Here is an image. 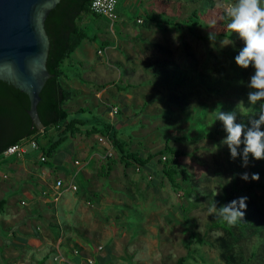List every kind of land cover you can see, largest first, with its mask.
I'll return each instance as SVG.
<instances>
[{"label":"rangeland","instance_id":"obj_1","mask_svg":"<svg viewBox=\"0 0 264 264\" xmlns=\"http://www.w3.org/2000/svg\"><path fill=\"white\" fill-rule=\"evenodd\" d=\"M124 2L119 0L120 16L114 23L90 15L79 21L94 38L82 41L76 55L87 60L82 57L86 55L85 47L93 46V61L99 65L95 64L94 73L85 75L92 81L85 85L94 93H73L65 107L70 113L82 107L85 111L78 116H97L113 124L130 151L146 155L168 139L170 145L182 151L171 165L180 187L173 188L161 175L157 161L141 169L123 167L118 162L117 148L98 133L82 132L75 134V139L68 137L71 143L80 141L90 151L101 154L89 167L88 205L90 209L99 208V224L85 222L89 235L96 236L103 250L110 251L112 258L107 264H264V190L260 187L233 198L248 197L244 227L232 226L230 232L207 227L209 205L215 200L218 209L224 190L233 183L238 187L247 183L239 173H250L251 167L253 173H259L256 182L264 183V160L249 156V166L241 167L243 145L233 159L228 147L221 143L227 136L223 122L215 120L218 111L234 112L236 122L245 124L247 130L259 118L264 103H249L248 93L254 90L248 83L254 69H241L235 64L243 41L235 33L228 35V16L221 20V12L226 15L225 9L236 0H143L136 3L141 7H136L135 15L125 9ZM194 8L200 12L201 21L191 30L157 25L146 19V12H154L183 20ZM137 15L141 22L136 24ZM209 21L213 23L209 25ZM119 23L133 27L119 29ZM209 32L215 35L214 40L208 39ZM218 32L225 34L217 35ZM225 40L229 43L224 44ZM107 41L113 47L108 63L106 55L100 61L97 52ZM69 59L74 58H67L63 65ZM77 69L86 71L71 67V72ZM128 83L133 86L127 87ZM113 106L118 107L114 115ZM41 134L40 142L45 144L57 131L49 127ZM184 134L193 139H175ZM63 147L47 158L48 165L59 169L52 178L61 174L68 179L75 173L76 181L84 184L74 165L75 159L83 158L76 144ZM107 148L112 153L108 158ZM105 159L115 160L113 171L108 176L97 175ZM19 182L16 184L22 186ZM77 189L75 193L79 192ZM92 191L98 195H91ZM216 191L219 194L215 196ZM17 194L21 195L20 191Z\"/></svg>","mask_w":264,"mask_h":264},{"label":"crops","instance_id":"obj_2","mask_svg":"<svg viewBox=\"0 0 264 264\" xmlns=\"http://www.w3.org/2000/svg\"><path fill=\"white\" fill-rule=\"evenodd\" d=\"M141 2L143 3V0H125L123 6L128 9L131 15H135L136 7H141L136 3ZM141 12H145V10H141ZM138 22H141V18L137 15L135 23ZM126 26L133 27L127 24H118L119 29ZM106 43L107 45L102 49L99 48L102 52L98 56L101 57V61L105 54L104 59L108 63L109 55L113 56V47L111 42L107 41ZM77 47L70 54V58L76 59L75 63L69 59L70 61L64 65L65 73L70 76H61V84L72 94H93L91 87L85 85L86 82L92 83L85 75L90 72L94 73L96 71L95 64H98L93 61V46L85 47L86 55L82 57H86L87 60L76 55ZM71 67L90 68L85 69L84 72L77 69L74 73H80L82 77L78 79L71 72ZM112 84H116L115 81H112ZM95 97H97L96 93ZM76 111L69 112L70 118L86 119L78 116ZM85 127H81L82 130ZM68 137L71 136H67L53 150L51 156H55L63 146L76 144L75 148L83 158L74 165L78 169L77 172L81 174L84 184L76 181L75 173L70 174L68 179L61 174H56L52 178L55 171L59 169H57V165H48V157L41 161L38 157L40 150L29 151L20 156L11 155L0 158V199L4 200V205L0 209V260L2 261L0 264H87L85 261L87 258L93 259L92 264H107L109 262L107 254L101 253L104 251L103 245L96 236L89 235L85 226V222L91 220L99 224L98 215H96L99 208L90 209L87 197L90 192L88 186L89 167L101 154L97 150L90 151V148L85 147L84 143H80V141L71 143ZM75 138L71 137V139ZM105 162L100 164L99 169ZM111 171L113 168L108 174ZM97 175L99 174L97 173ZM58 179L61 180V185L56 188L55 182ZM17 181H21L19 183H23L22 186L21 184L17 185ZM70 182L80 188H76L79 192L75 193L76 190L69 188ZM17 191H20L21 195L17 194ZM91 195L97 196L98 192L92 191ZM56 196L57 198H55ZM98 246L101 248L99 249ZM74 250H77V253H74Z\"/></svg>","mask_w":264,"mask_h":264},{"label":"trees","instance_id":"obj_3","mask_svg":"<svg viewBox=\"0 0 264 264\" xmlns=\"http://www.w3.org/2000/svg\"><path fill=\"white\" fill-rule=\"evenodd\" d=\"M91 0H59L56 5L51 8L45 18L44 28L48 36L49 47L46 57V69L50 76L45 80L40 92L39 101L36 105V110L39 119L43 125L41 130L37 129L28 113L29 98L26 92L15 87L12 83H8L0 79V156L8 145L17 143L25 138H33L38 144L40 150L45 157H49L53 150L67 137L75 136L78 133L100 134L115 146L119 152L118 162L123 167L136 166L138 169L152 165L157 161L160 165V173L165 176L173 188H179L180 185L176 180L175 171L171 165L175 164L176 157L182 154V151L174 148L165 140L162 147L148 152L146 155L138 151H130L126 148V143L120 138L115 126L108 121H105L97 116H92L86 119H79L76 117L70 118L69 111L65 104L71 99L72 92L64 88L61 84V76H70L65 73L64 61L70 57V54L75 50L81 41L85 38H94L89 36L87 30L79 24V21L84 15L99 16L90 11L89 5ZM222 13L221 20H226L227 15ZM147 21L153 22L157 25L169 26L180 29L184 26L189 30L197 25L200 21V12L194 8L189 13L188 17L183 20H176L168 16L154 12H146ZM213 21H209L211 25ZM225 32H218L217 35L223 36ZM102 45H107L102 42ZM73 75L81 79L80 73H73ZM72 76V74H71ZM133 86L128 83L127 87ZM124 89V87H119ZM143 104L140 110L143 109ZM118 108V107H117ZM85 109L80 107L76 112H84ZM118 113V112H117ZM91 120V121H90ZM89 128H88V126ZM86 126L82 130L81 127ZM49 127H54L57 134L48 138L47 143L41 144V132L46 131ZM175 139L192 140L190 136L184 134ZM107 158L108 156L105 155ZM164 157V158H163ZM106 160V159H105ZM113 161H107L101 166L98 171L99 175L106 176L112 168ZM250 173H253L250 167ZM260 187L264 190V183L256 181H248L241 187L235 183L231 185L229 190H224L220 197L218 209L222 205H226L233 200V198L243 193L247 189ZM4 205V200L0 199V209ZM245 218L248 215L245 214ZM236 226L244 227L242 221ZM209 228H222L230 232L231 227L221 223L215 218V214L211 215L210 221L207 224ZM107 253V260L110 261V251L104 250ZM106 255V254H105Z\"/></svg>","mask_w":264,"mask_h":264},{"label":"clouds","instance_id":"obj_4","mask_svg":"<svg viewBox=\"0 0 264 264\" xmlns=\"http://www.w3.org/2000/svg\"><path fill=\"white\" fill-rule=\"evenodd\" d=\"M226 15L230 18L227 24L228 35L232 33L238 35L243 41V48L235 56V64L241 69H254V75L250 77L248 87L254 91L248 93V101L255 105L259 101H264V6L262 0H236L226 9ZM216 37L212 32L208 33V39L214 40ZM228 44L229 40H225ZM223 122L227 132L225 139L221 141L230 151L231 157L235 159L238 155L237 149L243 145V162L241 167L249 166V156L253 160H264V103L260 106V115L254 120L253 127L245 130V124L236 122L234 112L225 113L218 111L215 113V120ZM243 181H258L259 173H249L247 171L238 174ZM219 193L216 191L215 196ZM247 196H240L231 200L230 203L222 205L219 209L214 200L208 208L209 215L215 214V218L229 227L235 226L244 220L247 210Z\"/></svg>","mask_w":264,"mask_h":264},{"label":"water","instance_id":"obj_5","mask_svg":"<svg viewBox=\"0 0 264 264\" xmlns=\"http://www.w3.org/2000/svg\"><path fill=\"white\" fill-rule=\"evenodd\" d=\"M59 0H0V79L26 92L28 113L41 130L36 105L50 76L46 69L49 40L45 18Z\"/></svg>","mask_w":264,"mask_h":264},{"label":"built area","instance_id":"obj_6","mask_svg":"<svg viewBox=\"0 0 264 264\" xmlns=\"http://www.w3.org/2000/svg\"><path fill=\"white\" fill-rule=\"evenodd\" d=\"M117 4H118V0H91L89 8H90V11L92 13L99 15V16H102V17H105L111 23H114L118 19ZM137 21H139V20H137ZM97 52H98V54H100L102 51L99 49ZM117 112H118L117 106H113L111 114L114 115ZM102 138L103 137H99V140H101ZM33 150H38V144L35 142V140L33 138H25V139H23L17 143L8 145L5 148V150L3 151L2 156H4V157H8L11 155L20 156L24 153H27V152L33 151ZM111 154L112 153H111V150L109 148L105 149V155L111 156ZM38 157L41 161H44L46 158L45 155L41 151H40ZM74 163L78 164L79 161L75 160ZM60 185H61V180L60 179L56 180L55 187L58 188ZM69 188L72 190H75L76 185L73 184L72 182H70ZM55 198H57V196ZM98 248L100 249L101 246H98ZM74 253H77V250H74ZM85 261L87 262V264L93 263V259H91V258H87Z\"/></svg>","mask_w":264,"mask_h":264}]
</instances>
